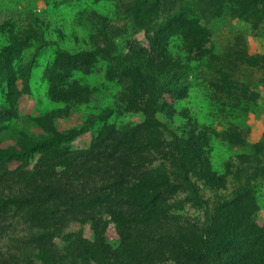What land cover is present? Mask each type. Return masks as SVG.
Returning <instances> with one entry per match:
<instances>
[{
	"label": "rangeland",
	"instance_id": "1",
	"mask_svg": "<svg viewBox=\"0 0 264 264\" xmlns=\"http://www.w3.org/2000/svg\"><path fill=\"white\" fill-rule=\"evenodd\" d=\"M130 1L0 0V55L12 58L15 84L8 97L7 80L12 77L0 78V151L21 153L20 141L30 145L55 133L82 129L70 147L83 150L91 147L104 124L121 128L143 121V114L123 111L118 101L119 79L109 78L119 57L130 53L133 45L149 49L152 35L148 38L135 28L126 14ZM175 1L179 10L184 0ZM187 1L191 13L201 19L206 37L202 47L194 49H188L179 36L170 39L168 49L181 63L175 78L187 93L176 100L166 91L162 101L168 108L156 117L165 126L167 141L177 135L184 145L192 130L210 137L204 151L212 170L224 175L226 185L214 189L194 182L207 209L212 212L232 200L236 190L250 187L256 204L253 219L264 230V0ZM95 15L105 17L106 22ZM15 40L17 44L11 46ZM97 47L116 58L98 56ZM59 50L84 52L93 62L90 69L62 76L67 83H79L84 94L80 100L60 101L48 93L51 84H56L53 62ZM34 159L23 154L10 162L0 159V201L21 194L10 173L30 168ZM169 197L172 212L181 221L204 223L206 208L192 207L188 193L175 190ZM12 210L16 213L13 220L1 222L6 230H0V264H53L41 262L43 255L28 242L20 210ZM122 225L119 217L111 215L85 224L72 221L53 237L48 251H53L56 264H98L91 258L79 259V251L95 241L118 247ZM165 257L169 259L152 264H176Z\"/></svg>",
	"mask_w": 264,
	"mask_h": 264
},
{
	"label": "trees",
	"instance_id": "2",
	"mask_svg": "<svg viewBox=\"0 0 264 264\" xmlns=\"http://www.w3.org/2000/svg\"><path fill=\"white\" fill-rule=\"evenodd\" d=\"M175 3H127L126 14L133 26L152 37L148 50L133 45L130 53L120 56L109 78L119 79L118 101L123 111L143 114L141 123L121 128L104 124L91 147L83 150L70 147V141L82 129L65 135L55 133L30 145L20 141L21 153L0 151L3 162L18 160L22 154L35 157L30 168H16L10 173L21 194L0 201V230H6L1 222L13 220L16 213L12 208L19 209L28 242L43 255L42 263H57L53 251H48L49 245L68 223L96 222L111 215L123 222L118 247L95 241L79 251V259L91 258L98 264H152L169 259L165 257L168 255L176 264H264V230L253 219V190H236L232 200L220 203L210 212L194 184L202 182L214 189L226 185L224 175L212 170L204 151L209 148L210 137L192 130L184 145L177 135L167 141L165 126L156 117L168 108L162 101L166 91L176 100L187 93V88L175 78L181 63L168 49L170 39L179 36L188 49H194L201 48L206 37L201 19L191 13L189 2L184 0L179 10ZM96 16L102 22L107 20ZM16 44L17 40L11 46ZM95 51L103 58H116L102 47ZM11 62L10 56L0 55V78L12 77L7 80L8 97L15 87ZM53 64L56 84H51L48 91L51 98L82 99L79 83H67L62 76L66 73L69 78L73 71L90 69L92 60L84 52L59 50ZM86 93L89 95V90ZM175 190L188 193L192 207L206 208L203 224L181 221L172 212L169 193Z\"/></svg>",
	"mask_w": 264,
	"mask_h": 264
}]
</instances>
